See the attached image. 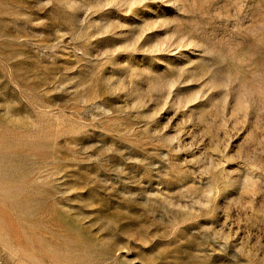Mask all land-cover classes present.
<instances>
[{
    "label": "rangeland",
    "instance_id": "1",
    "mask_svg": "<svg viewBox=\"0 0 264 264\" xmlns=\"http://www.w3.org/2000/svg\"><path fill=\"white\" fill-rule=\"evenodd\" d=\"M0 264H264V0H0Z\"/></svg>",
    "mask_w": 264,
    "mask_h": 264
}]
</instances>
